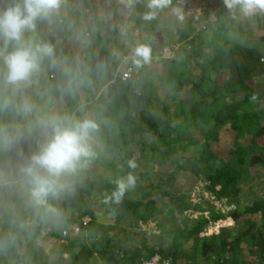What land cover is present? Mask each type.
Here are the masks:
<instances>
[{
  "label": "trees",
  "instance_id": "trees-1",
  "mask_svg": "<svg viewBox=\"0 0 264 264\" xmlns=\"http://www.w3.org/2000/svg\"><path fill=\"white\" fill-rule=\"evenodd\" d=\"M119 1L82 2L84 11L88 10L99 17L96 26L89 28L87 34L91 48L103 42L100 50L94 49L97 56H78L67 39L59 41L62 32L70 35L76 28L66 27L70 23L68 17L66 25H61L63 22L57 20L52 30L45 27L47 20L37 21L36 42L52 45L58 63L54 66L45 59L41 73L24 90V94L39 108L44 98L54 99L57 113L48 114L70 116L74 113L80 116L85 113V118L95 120L99 130L94 138H104L105 146L92 145L95 153L92 163L95 164L103 149L104 153L116 154L121 151L116 156L120 158L115 167L121 161H133L136 167H129L127 172H123L133 174L137 189L141 192L140 196L132 198L131 191L126 190L119 204L109 202L108 206L115 207L114 211L119 212V219L131 215V220L120 226L121 231L99 232L100 225L94 210L82 211L79 208L81 213L77 222L85 217L91 218L83 228V235L86 236L62 237L61 232L51 231L50 234L57 241V251L62 253L64 248L73 251L75 264H143L155 255L169 260L170 264H182L180 256L183 247L191 244V257L203 264H264V190L244 206L240 204L243 186L256 179L264 181V36H250L248 27L251 19L238 8L230 12L223 0H172V5L157 15L155 31L162 25L171 24L173 20V23L177 21L176 32L181 36L178 40L164 37L161 46L156 48L157 34L147 28L148 22L152 26L150 21L142 19L147 9L146 3L139 0L134 9L128 8L127 21L133 32L138 31L142 35L140 45L151 48V60L156 59L159 66L166 68L163 78L166 86L161 88L160 80L144 75L147 63L137 67L133 63V53L118 46L119 39L124 35L122 25L117 19L108 17L106 11L111 4L115 5ZM13 3V0H0V12ZM174 8L180 9L186 19L189 16L195 22L204 24L206 31H197L196 23L191 31H185L184 20L175 18L177 15L172 10ZM216 13L219 15L214 19ZM254 16L263 19L264 23V13H256ZM75 23H78L77 18L74 19ZM145 32L151 33L149 42L143 39ZM177 42H184V45L175 57L161 58L163 48ZM126 57H129L127 61L123 60ZM129 67L133 69L132 75L123 80L122 74ZM66 69L71 71L66 72ZM70 79L75 81L71 89L66 87ZM81 79L85 83L80 84ZM85 91L91 93L90 99L97 96L89 106L84 105ZM0 119L15 120L26 128L22 139L9 148H0V161L9 160L11 166L20 168L31 153L38 151L49 130L42 127L34 117H16L12 112L0 113ZM107 119H110L111 125ZM191 129L195 132L194 136L190 133ZM227 132L233 136H224ZM177 141L178 144L196 142L199 148L196 150L197 156H193L194 151L189 153L188 166L182 165L183 168L178 167L169 174H166L167 171L164 175L157 173L159 160L154 159L149 163L147 156L142 155L134 161L122 154L123 151H135L137 147L152 153L162 152V144L172 148ZM220 141L232 147L227 158L220 157L213 150V144ZM149 164H153L152 168H148ZM181 170L187 172L184 174ZM81 173L70 178L73 186L80 189L81 193H88V182H92V185L100 184V181L88 176L85 178ZM178 175L185 179L180 180ZM5 182V178L0 177L1 187ZM201 184L213 202L228 206L222 208L213 203L200 209L207 211V216L186 218L185 211L194 210L195 207L191 192ZM116 187V183L110 181L105 189L111 193ZM5 198L3 201L6 203L18 201L9 193H6ZM20 199L28 205L29 217L41 221L39 210L42 208L32 203L30 193H25ZM54 200L59 202V198ZM160 208L162 213L167 211L170 216L177 214L180 220L167 246L157 241L148 243L150 239L147 235L159 237L166 233L165 224L156 215ZM1 212L10 217L7 210L2 209ZM150 220H156V223L151 225ZM143 223L148 225L145 229H142ZM217 223L219 228L225 227L210 233ZM91 227L93 230L89 236L93 242L89 246L82 238L88 236L87 231ZM223 229L229 230L230 235L225 236ZM130 230L139 231L141 239L138 242L136 237L127 235ZM43 231L38 226L24 223L21 227L9 228L7 240L22 246L24 243L39 241ZM20 244L12 245L13 258L18 259L20 264L30 263L34 259L40 264H51L45 257H38L33 249L27 250L23 258L17 254ZM51 252L52 249L46 256ZM61 257L62 264H74ZM194 260L191 262L195 263ZM55 262L57 264L58 261Z\"/></svg>",
  "mask_w": 264,
  "mask_h": 264
},
{
  "label": "rangeland",
  "instance_id": "rangeland-1",
  "mask_svg": "<svg viewBox=\"0 0 264 264\" xmlns=\"http://www.w3.org/2000/svg\"><path fill=\"white\" fill-rule=\"evenodd\" d=\"M82 2L83 0H67V3L62 9L59 17L53 19L52 21H48L47 22L48 24L45 27H47L49 30H52L53 29L52 26L53 27L55 26V24L57 23V20L59 22H63V23H60L61 25L62 24L66 25L65 23L66 17H68L70 23L67 24L66 27L74 26L76 28L73 30L72 33H70V35L68 32H62V36L59 38V41L62 42V40L64 41L68 40L69 43L72 45V48L75 51L76 55L78 56H81L83 54H88V56H97L96 54L97 51H94V49L96 50L97 48L100 50L102 48L101 44H103V42H100L96 44V47L91 48L92 44H90L91 41L90 39H88L90 37L87 34L89 33V28L92 29L96 26V23H97L96 21L98 20L99 17H95L94 14H91L90 12H88V10L84 11L82 7ZM143 2L146 3V0H143ZM220 8L221 7H219V9ZM106 14L108 17L117 19L119 23L122 25L121 27L123 29L124 35L119 39L118 46L119 47L123 46V48L125 47L124 49H127L128 51L133 53L134 49L140 45V40L142 39L141 37L142 35H139L138 31H134V32L132 31L131 24L127 21L128 8L125 7V5L120 0L118 3H115V5L111 4L109 9L106 11ZM218 15L216 13L213 16V18L216 19ZM254 15L249 17L251 19L250 26L248 27L249 35L253 36L254 38H259L260 36H264V25H263L264 23H263V19H256ZM76 18L78 20V23L77 24L75 23L76 24L75 25L74 19ZM175 18H178V17L176 16ZM142 19H143V15H142ZM182 20H184L185 31L186 30L191 31L195 27L194 23H196L197 25L196 26L197 31L201 29L206 31L205 30L206 26L204 24H200V22H195L193 18L189 16L187 17V19H186V16H183ZM157 21H158L157 19L150 21L152 26H150L148 22L147 28L149 27L151 31L154 32ZM173 22L174 21L172 20L171 24L169 23V25L168 24L162 25L160 29L157 28V30L155 31L157 34L156 48H159L161 46V43L164 37H166L167 39L170 37H173L175 40H178L180 38L181 35H179L176 32L177 30L176 26H178V24H176L177 21L175 23ZM42 29L44 30L45 28H42ZM43 30L41 31L42 33H44ZM65 30L67 31V29ZM208 35L211 36V34H208ZM27 36L34 38V40L36 41L37 30L34 33H28ZM143 39H145L146 42H149V40L151 39V33L148 34L145 32V37ZM0 44L2 46L3 44L2 39H0ZM183 45H184V42L182 43L177 42L174 45L170 46L174 52V56L172 58L175 57V55L177 54V51H179L181 47H183ZM160 55H161V58L166 59L165 57H163V50L160 52ZM128 58L129 57H126L123 60L127 61ZM159 67H161V69ZM144 68H145L144 75L146 77H156L158 80H160V83L162 84L161 88L162 87L165 88L166 83L163 80V78L166 75V68H164V66H159V63L157 62V60L152 59L145 65ZM83 94L85 97V104L89 106V104L92 103L90 99L91 93L88 91H85ZM164 94L165 92L162 91V95ZM263 103H264V100H263ZM40 109L44 113H52V112L57 113V110H58V108L55 106V100L47 99V98H44L43 104L40 106ZM158 113L161 114V111H158ZM70 116L77 118V119H84L83 116H85V113L80 116L75 115L73 113ZM107 122L109 123V125H111L110 119L109 120L107 119ZM190 133H192L193 136L195 134L193 129H191ZM94 136H96V134ZM224 136H226L227 138H230L233 136V134H230L229 132H227ZM94 139H95L94 140L95 142L92 141V145H95L97 147L105 146L104 138H101V140H99L98 137ZM175 143L176 145L173 146L172 148L168 147V145L166 144H162V147H161L162 152L152 153V152H148L147 150H141L139 147H137L135 151L133 150L125 151V152L123 151L122 154L124 156H129L131 160H134V161L139 160V158L142 155L147 156L146 159L148 161L150 160L149 163H151L152 160L154 159L159 160L160 161L159 166L161 168L159 167L160 169L158 168L157 170L158 172L157 171L156 172L162 175L165 171H167L168 173L166 174H169L172 171L174 172V170H176L178 167L183 168V166L185 167L188 166L187 157L190 155L189 153L194 151L193 156H197L196 150L199 148V145H197L196 142L190 143L188 141H185L184 143L178 144V141H177ZM213 145H214L213 150H215L216 153L219 154L220 157H223V158L228 157L229 149L232 148L228 144H225L224 142H221V141L215 142ZM104 150L105 149L101 151L102 153L101 152L99 153V155L101 156L97 158L95 164L92 163L93 159L91 158L90 160H88L86 166L81 170L82 171L81 174L82 176H85V178L86 176H88V177H92L93 180L96 179L100 181V184L98 185L93 184L94 186H99V187H93V185L91 184L92 182H88L87 183V186H88L87 194L81 193L80 189L73 186V191L70 194H66L65 196L63 195L62 198H59L58 203L54 202L55 201L54 199L49 198V202L51 206L56 208L59 211L60 215L59 217L53 216L50 213H46L44 209L42 208L39 210V213L41 214V217H42V220L39 222L29 217L28 210H27L28 205H26L25 200L20 199L22 198V196H24L25 193H30V189L28 188V186L30 187V185L28 184V181L25 178V176H22V172L20 170L21 167L19 168V167L11 166L9 164V160H7L8 162L0 161V177L5 178L6 180V182L2 184V187L4 189L3 190L0 189V264H10V260H12L11 261L12 264H15V262L16 264H20L18 262V259L15 260L12 255L13 254L12 245H14L15 243L16 244H20V243L14 242V241L10 243L7 240V238L9 239L8 237L9 235L7 233L9 232V228L16 227V226L21 227L23 226L25 222H27V220H29V226L36 225L44 230L46 229L47 232L54 229L60 233L62 232V230L68 229L71 225H73L74 223H77L79 214L81 213L79 208H82V211L87 210V209H92L94 210V213L97 214L96 220H97V223L100 225L99 232L106 231V230L110 232L112 231L115 232V230L116 231L122 230L120 226L122 224H126V222H129L131 220V215L127 214L126 218L119 219V212L114 211L115 207L111 208L108 206L109 202L105 203V198L111 196V194L114 192L112 191L111 193H108L107 190L105 189V186L106 184H108V182L111 181L112 183H114L115 179L117 180L119 178L126 177L129 174V173L124 174L123 172V171L127 172V170L130 169L129 161L127 162L121 161V163L118 164L117 167H115V164L117 163V161H119V158H120V157L117 158L116 156L120 155L121 151H118L116 154H113L111 152L104 153ZM152 166L153 164H149L148 168H152ZM116 168L118 169H117V174L115 176L114 172H116ZM130 172H132V170H130ZM181 172L185 174L187 171L181 170ZM178 177L180 180H183L184 178L182 175H178ZM129 190L131 191L130 195L132 198H137L138 196L141 195V192L137 189V183H135V186ZM263 190H264V181L260 179L251 181L249 184L243 186L242 188V192L240 195V200H241L240 204L244 206L246 203L249 202V200H252L253 198H256L257 196H259L263 192ZM6 193H9V195L12 196L14 200H18V201L11 200L12 201L11 203L4 202L3 200L6 199L5 198ZM191 194L193 198L192 201L195 202V207L193 208L194 210L185 211L184 213L185 217L187 216V217L198 219V218H201L202 216H207V211H203L200 209L208 207L210 204H213V203L216 204L218 207L222 206V208L223 207L227 208L226 206H228L226 204L222 205L216 201L213 202V200L211 199V195L209 194V192H206V190H204L202 184L199 185L197 189H193ZM207 200H210L212 202H207ZM2 209L7 210L8 212L7 214H9L10 217L6 214H3V212H1ZM156 215L158 216V220L162 222V224H165L166 233L164 236H159V237H149L147 235L148 239H150L148 243L153 244L155 241H157V242H162L164 246H167L170 243V240H171L170 237H172L173 230H175L178 227V225H180V220L177 214L175 216H172V215L170 216L167 211L162 213L161 208L156 211ZM14 219H18V220L16 221ZM154 223H156V220L149 221V224L151 225H154ZM188 225H190V222H188ZM146 226L148 225H146V223H143L142 229H145ZM219 227L220 225L217 223V225L212 228L210 233H213L218 230L220 231L225 226L221 228ZM92 230H93V227H91V230L88 229L87 231L88 236L90 235ZM222 232L224 233L225 236L230 235V232L227 229H223ZM44 235H45L44 232L40 234L41 237L39 241H33L28 244L24 243L22 246L20 244V247L17 249V254H19L20 256H23L24 258L26 257V254H25L26 251L29 249H33L37 252L38 257H41L42 259L45 257L49 262H51V264H55L54 256H55V260L58 258L59 263H61V258H62L61 256L63 255L62 253H59L57 251L58 247H57L56 238L54 237L51 238V237L44 236ZM127 235L129 237H134V238L136 237L137 242L141 239V234L139 233L138 230H132V231L130 230V232H128ZM88 236L82 238V241L86 240L88 241V243L91 242V238L90 236L89 237ZM137 242L135 244L140 243V242L139 243ZM127 244H129L128 241H127ZM191 248H192L191 244H186V246L183 247V250H182L183 254H181L180 256V259L182 260V264H203L199 260H194L193 259L194 257L193 258L191 257L190 255ZM51 249H52L51 253H55V255L50 254L49 256H46L47 252ZM63 258L65 259L66 257L63 256ZM66 259L69 262H72V263L75 262L74 258L67 257ZM191 260H194L195 263H192ZM188 261H190V263H188ZM59 263L57 262V264ZM27 264H40V262L34 259L33 261Z\"/></svg>",
  "mask_w": 264,
  "mask_h": 264
},
{
  "label": "clouds",
  "instance_id": "clouds-1",
  "mask_svg": "<svg viewBox=\"0 0 264 264\" xmlns=\"http://www.w3.org/2000/svg\"><path fill=\"white\" fill-rule=\"evenodd\" d=\"M125 7L134 9L139 0H121ZM67 0H14V3L0 12V113L12 112L16 117L35 120L50 133L40 145L38 151L31 153L24 161L21 172L30 185L32 203L43 208L46 213L59 217V211L49 204V198L58 199L73 191L69 178L77 176L94 157L92 141L99 125L90 118L77 119L68 115L44 113L24 90L34 83L42 71V64L48 59L55 66V50L52 45L36 42L27 36L37 29V21H52L59 17ZM231 12L239 9L250 17L264 13V0H223ZM172 5V0H146L145 21L156 19L157 15ZM179 19H183L181 10L172 9ZM151 60V48L139 45L133 52V63L137 67ZM66 69V72H70ZM80 84L85 83L83 79ZM74 80H68L66 87L71 89ZM23 124L13 120L0 119V148H9L25 135ZM129 167L135 168L133 161ZM116 190L105 198V203L117 204L126 190L135 186L136 179L129 173L115 181Z\"/></svg>",
  "mask_w": 264,
  "mask_h": 264
},
{
  "label": "built area",
  "instance_id": "built-area-1",
  "mask_svg": "<svg viewBox=\"0 0 264 264\" xmlns=\"http://www.w3.org/2000/svg\"><path fill=\"white\" fill-rule=\"evenodd\" d=\"M173 53V54H172ZM174 56V52L171 47H165L163 49V57L166 59H172ZM264 61V58L262 59ZM132 68H127L125 72L122 74V79L126 80L129 79L132 75ZM91 221L90 217L83 218L80 222L74 223L71 225L68 229H64L61 232L62 237H79L83 234V228L88 225V223ZM143 264H170L169 260H166L165 258H162L160 255H155L151 257L150 259L143 262Z\"/></svg>",
  "mask_w": 264,
  "mask_h": 264
},
{
  "label": "crops",
  "instance_id": "crops-1",
  "mask_svg": "<svg viewBox=\"0 0 264 264\" xmlns=\"http://www.w3.org/2000/svg\"><path fill=\"white\" fill-rule=\"evenodd\" d=\"M216 11V10H215ZM72 46V45H71ZM90 96H92V95H90ZM91 98V97H90ZM95 98H97V96L95 97ZM95 98H92L91 99V102L95 99ZM86 105V104H85ZM87 106V105H86ZM84 117V116H83ZM85 118V117H84ZM49 132H50V130L48 131V134H49ZM47 134V135H48ZM29 219V218H28ZM27 225H29V220H27V222H25ZM32 226V225H31ZM34 226H36V225H34ZM40 226V225H39ZM44 230V229H43ZM46 230V229H45ZM43 231L44 233H45V235L44 236H48V237H51L52 238V236H51V231H53V230H50V231H48L47 232V230L46 231ZM82 236H85V235H82ZM82 236H80V237H82ZM46 238V237H45ZM86 241V240H85ZM87 242V244L89 245V246H92L91 245V243L93 242V240L91 239V242H89L88 243V241H86ZM131 245V244H130ZM52 255H55V253H52ZM62 255L64 256V257H69V258H74V252L72 251H68V249L67 248H64V250H63V252H62ZM41 258V257H40ZM54 261H58V258L55 260V256H54ZM51 263V262H50ZM58 263H59V261H58ZM55 264H56V262H55Z\"/></svg>",
  "mask_w": 264,
  "mask_h": 264
}]
</instances>
